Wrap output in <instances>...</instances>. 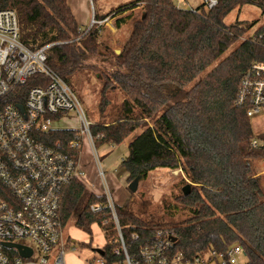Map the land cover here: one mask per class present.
I'll return each instance as SVG.
<instances>
[{"label": "trees", "instance_id": "obj_1", "mask_svg": "<svg viewBox=\"0 0 264 264\" xmlns=\"http://www.w3.org/2000/svg\"><path fill=\"white\" fill-rule=\"evenodd\" d=\"M176 2L133 0L109 14L96 12V21L116 19L119 30L132 18L123 15L142 10L120 54L103 39L106 23L86 33L67 0H0V11L16 12L21 42L31 51L52 45L47 65L70 87L79 75L97 74L98 109L106 118L91 127L97 149L119 146L141 130L122 162L128 185L161 169L180 171L183 185H192L188 196L176 199L187 215L180 223H161L153 216L141 219L134 196L117 206L132 261H140L141 250L163 231L175 239L174 251L189 259L240 246L245 264H264V185L254 168L255 162L264 161V134L256 136L246 109L236 106L244 77L255 65H264V24L248 37L256 23H225L234 11L249 5L264 15V0H218L211 9L203 4L190 10ZM90 56L114 60V69L99 72L87 64ZM46 85L43 76L31 77L0 101V110L9 104L25 105L32 88ZM116 93L121 95L117 118L107 121ZM40 140L49 145L61 142L67 149L77 137L75 131L55 130L41 133ZM74 154L80 157L81 152ZM93 205H102V211L92 212ZM104 206V197L88 193L82 181H75L63 200L64 225L76 216V227L91 235L97 224L106 239L103 263L125 264L120 233Z\"/></svg>", "mask_w": 264, "mask_h": 264}, {"label": "built area", "instance_id": "obj_2", "mask_svg": "<svg viewBox=\"0 0 264 264\" xmlns=\"http://www.w3.org/2000/svg\"><path fill=\"white\" fill-rule=\"evenodd\" d=\"M203 2L208 9L218 4V0ZM107 21L93 18L86 33ZM20 38L16 12L0 11V101L33 76L47 79L46 86L29 91L25 105L9 104L0 110V264H66V252L75 248L64 234L62 204L72 184L82 181L84 176L80 157L74 152L80 153L85 141L92 146L98 163L104 187L100 197H104V208L110 210L111 220L120 233L125 264H245L240 246H233L225 253L210 251L189 259L174 251L171 234L163 231L157 232L156 239L141 250L140 261L130 259L120 232L117 205L105 180L96 138L91 134L93 122L86 118L77 94L48 67L47 51L52 45L31 51ZM18 106H23L24 112ZM236 106L245 108L250 119L264 111V65H255L244 77ZM70 115L79 121L80 130L55 126L61 118ZM55 130L75 131L77 140L67 149L61 142L49 145L40 140L41 133ZM253 145L258 146V142L254 141ZM102 209V205L91 206L94 213ZM6 244L30 248L32 256L25 259L18 249L7 248Z\"/></svg>", "mask_w": 264, "mask_h": 264}, {"label": "rangeland", "instance_id": "obj_3", "mask_svg": "<svg viewBox=\"0 0 264 264\" xmlns=\"http://www.w3.org/2000/svg\"><path fill=\"white\" fill-rule=\"evenodd\" d=\"M131 1L133 0H88L89 17L95 18L96 12L98 14H109L116 8ZM176 3L179 8L184 10L197 9L204 4L203 0H177ZM129 14L132 15L131 20L119 30L115 26L116 19L111 18L105 25L102 24L104 27L102 33L103 39L108 42V45L116 54L117 51H121L123 44L127 40L132 24L141 18L143 12L139 9L134 12H128L123 16ZM237 21L256 23L255 28L248 35V37H252L254 36V31L264 24V15L260 8L249 5L245 6L241 11H234L226 18L225 23L233 25ZM98 26L100 27L101 24ZM89 28L90 24L87 27H82L83 30H88ZM234 49L235 46L227 51L223 58L228 56ZM87 64L97 67L99 72H111L114 69V60L103 56H90L87 59ZM96 75L95 72L79 75L73 79L71 84L72 90L80 98L86 118L93 123L102 122L106 119L101 116L98 109L101 84ZM183 96L179 97L178 100H183ZM112 100L113 106L107 113L109 115L107 121L117 118L121 104V95L117 93L113 94ZM251 123L256 136L264 134V111L252 117ZM55 126L61 129L77 131L81 128L79 121L74 119L72 115L61 118V122ZM140 133L141 130H137L125 143L119 146L104 145L98 148L101 167L114 193L115 201L117 204H120L122 200L119 199L121 194H126L128 200L134 196L135 211L141 219L145 220L147 217L153 216L161 219V223H180L187 218V215L181 211L176 201L183 194L182 189L186 186L182 183L183 176L180 171L174 172L167 169L155 171L140 182L139 189L135 194L130 193L128 190L127 177L124 178L126 173L122 167V162L129 154L128 147L130 143ZM92 151L90 143L85 141L81 146V163L85 169L86 175L83 177V181L87 187H91L94 181L99 183V167ZM254 168L256 172L263 170L264 161L255 162ZM262 183L264 185V178ZM87 192L90 193L88 188ZM86 203L87 199L84 204ZM75 222L76 216L64 226V234L66 238L70 239L71 244L75 248V250H68L66 252V264H70L71 262L73 264H101L102 258L98 251L103 249L106 239L100 226L97 224L93 225L92 234L88 235L78 229ZM82 243L89 244V246L83 248L81 246ZM240 261L244 262V259L240 258Z\"/></svg>", "mask_w": 264, "mask_h": 264}, {"label": "crops", "instance_id": "obj_4", "mask_svg": "<svg viewBox=\"0 0 264 264\" xmlns=\"http://www.w3.org/2000/svg\"><path fill=\"white\" fill-rule=\"evenodd\" d=\"M68 1V4L69 6L71 7L72 9V12L74 14V16L76 17V20L78 21V23L80 24L81 27H87L89 24L91 26L92 24V21H93V17H89V8H88V0H67ZM93 152V151H92ZM94 154V153H93ZM80 166H81V169L84 173V176L86 175L85 173V169L83 168V165L81 163V155H80ZM258 173V176L261 177V180H263L264 178V169L261 170L260 172H257ZM83 176V177H84ZM98 179H99V183H96L95 181L92 183L91 187H87L83 181V178H82V183L85 185L86 189L88 188L90 190V193L96 195V196H102L103 193H104V187H103V180L101 179V177L99 176L98 174ZM106 177V176H105ZM128 179V174H125L124 178ZM106 182L108 184V187L111 191V194H112V197H113V200L115 202V204L117 206H123L127 201V195L125 194H121L120 198L119 199H122L120 204H117V202L115 201V198H114V193L107 181V177H106ZM70 264H73V262H71Z\"/></svg>", "mask_w": 264, "mask_h": 264}, {"label": "water", "instance_id": "obj_5", "mask_svg": "<svg viewBox=\"0 0 264 264\" xmlns=\"http://www.w3.org/2000/svg\"><path fill=\"white\" fill-rule=\"evenodd\" d=\"M117 54H120V51H117ZM19 109L24 112V107L23 106H18ZM145 179L144 176H138L137 178H135L129 185H128V190L130 191V193L135 194L138 189H139V184L141 181H143ZM191 184L186 185L183 189V195L184 196H188L190 194L191 191ZM173 241L175 242V239H173ZM7 248H16L18 249L21 257L25 258V259H29L32 256V250L30 248L21 246V245H14V244H6L5 245ZM99 254L102 256L103 255V251L100 250L98 251Z\"/></svg>", "mask_w": 264, "mask_h": 264}]
</instances>
